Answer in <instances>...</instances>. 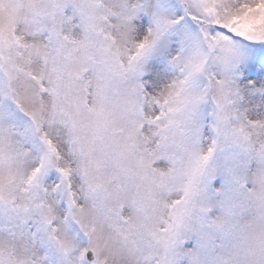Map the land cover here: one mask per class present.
I'll return each mask as SVG.
<instances>
[{
    "label": "snow or ice",
    "instance_id": "obj_1",
    "mask_svg": "<svg viewBox=\"0 0 264 264\" xmlns=\"http://www.w3.org/2000/svg\"><path fill=\"white\" fill-rule=\"evenodd\" d=\"M0 264H264V0H0Z\"/></svg>",
    "mask_w": 264,
    "mask_h": 264
}]
</instances>
